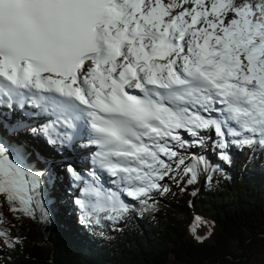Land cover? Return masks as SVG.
Listing matches in <instances>:
<instances>
[{
    "label": "snow or ice",
    "instance_id": "obj_1",
    "mask_svg": "<svg viewBox=\"0 0 264 264\" xmlns=\"http://www.w3.org/2000/svg\"><path fill=\"white\" fill-rule=\"evenodd\" d=\"M24 129L84 185L85 226L220 170L190 148L264 150V0H0V196L32 217L45 174Z\"/></svg>",
    "mask_w": 264,
    "mask_h": 264
},
{
    "label": "trees",
    "instance_id": "obj_2",
    "mask_svg": "<svg viewBox=\"0 0 264 264\" xmlns=\"http://www.w3.org/2000/svg\"><path fill=\"white\" fill-rule=\"evenodd\" d=\"M209 151L214 156L206 159L220 170H201L195 183H186L194 193L154 190L148 201L154 207L147 210L124 197L135 210L118 226H85L74 203L78 196L67 183L59 186L67 165L46 168L42 208L34 216L14 214L0 198V229L20 238L14 248L0 243V264H264V150L232 147L231 163L212 145ZM36 154L43 169L45 161ZM193 211L207 218V240L195 238Z\"/></svg>",
    "mask_w": 264,
    "mask_h": 264
},
{
    "label": "rangeland",
    "instance_id": "obj_3",
    "mask_svg": "<svg viewBox=\"0 0 264 264\" xmlns=\"http://www.w3.org/2000/svg\"><path fill=\"white\" fill-rule=\"evenodd\" d=\"M32 125H34V124H32ZM36 126L34 125L32 127H36ZM22 131L24 133L23 138L27 141V143H28V145L30 147L31 152L33 150L36 151V153L38 152L40 154V156L43 158V161H46V167H44L42 169L38 163H36L33 160L29 159L28 166L32 170L39 171V172H42L43 173V171L46 168H49L51 166H56L58 163H61L63 161L64 157H62L58 153L53 152L49 148V146L45 143V140H44L43 137L37 139L35 137L30 136L27 133V130L26 129H24ZM185 135H187V134H185ZM210 146H211V143L209 142L208 144H206L203 147L197 146L195 148H190L189 149V152L190 153H193L194 152V153H196L198 155H203V156L207 157L208 159H210L211 157L214 156V153L211 152V151H209V147ZM213 151H215V150H213ZM45 153H47V155H45ZM64 165H67V164L64 163ZM59 167L60 166H57V168H59ZM61 172H62V176H61V179L59 181V186L63 182H65V183L68 184V188H70L73 192H75V195L80 196L81 195L80 189L83 188L84 185L83 184H78L77 182L72 181L66 175V172L65 171H61ZM186 183H187V177H184L183 179H181V181H180L179 184H177L175 181L170 180V179H167V178L165 179V181L162 182V184L166 185L169 188V191L168 192L178 191L180 193V192H182V190H184V192H187V193H189L190 191H193V193H194V189L192 187L186 188ZM104 184H105V187L106 188L107 187H111V184L108 181H105L104 180ZM181 196L187 197V194H184L182 192L181 193ZM0 198H2V197L0 196ZM195 213H196L195 211H193L191 213V218L193 220L194 228L197 229V236L203 237L202 240H207L209 238V236H210V231H209L210 228H209L208 224L206 223L207 222V218L203 214H200V217H198L199 219H197V215H196L197 213L196 214ZM179 216L181 217V215H179ZM66 221H67V223H70L72 221V217L71 216H68V218H67ZM121 221H122L121 223L120 222H116L117 226L124 224L125 220L123 219ZM34 226H36V224ZM202 240H200V241H202Z\"/></svg>",
    "mask_w": 264,
    "mask_h": 264
},
{
    "label": "bare ground",
    "instance_id": "obj_4",
    "mask_svg": "<svg viewBox=\"0 0 264 264\" xmlns=\"http://www.w3.org/2000/svg\"><path fill=\"white\" fill-rule=\"evenodd\" d=\"M72 158H74L75 159V157L73 156Z\"/></svg>",
    "mask_w": 264,
    "mask_h": 264
}]
</instances>
